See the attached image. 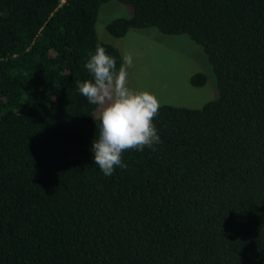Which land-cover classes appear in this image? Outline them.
Here are the masks:
<instances>
[{
  "label": "trees",
  "instance_id": "16d2710c",
  "mask_svg": "<svg viewBox=\"0 0 264 264\" xmlns=\"http://www.w3.org/2000/svg\"><path fill=\"white\" fill-rule=\"evenodd\" d=\"M110 0H0V264H264V0H117L106 24L185 34L215 97L162 104L155 150L94 164L95 24ZM195 72L190 84L203 86Z\"/></svg>",
  "mask_w": 264,
  "mask_h": 264
},
{
  "label": "clouds",
  "instance_id": "9594fccd",
  "mask_svg": "<svg viewBox=\"0 0 264 264\" xmlns=\"http://www.w3.org/2000/svg\"><path fill=\"white\" fill-rule=\"evenodd\" d=\"M84 66L91 78L78 81L76 87L95 106L93 160L105 176H110L117 167H127L124 152L142 151L145 147L155 150L160 137L153 120L161 105L149 91L128 86V68L133 67L131 53L125 52L117 67L116 58L97 45L94 52L88 53Z\"/></svg>",
  "mask_w": 264,
  "mask_h": 264
},
{
  "label": "rangeland",
  "instance_id": "374dc122",
  "mask_svg": "<svg viewBox=\"0 0 264 264\" xmlns=\"http://www.w3.org/2000/svg\"><path fill=\"white\" fill-rule=\"evenodd\" d=\"M133 8L117 0L100 5L95 24L104 42L116 46L121 55L133 56V67L128 68V86L154 94L160 105L201 107L215 97V76L202 47L185 34L170 35L153 31L154 28L129 29L122 37L106 30V24L117 17L132 15ZM195 72H203V86L190 84ZM95 117V109L93 111Z\"/></svg>",
  "mask_w": 264,
  "mask_h": 264
}]
</instances>
